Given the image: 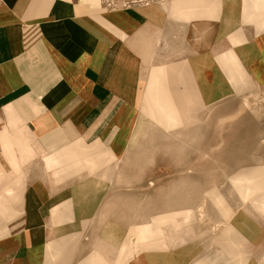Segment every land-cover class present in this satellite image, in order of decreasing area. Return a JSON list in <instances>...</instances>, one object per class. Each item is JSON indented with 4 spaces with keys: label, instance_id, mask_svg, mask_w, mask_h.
<instances>
[{
    "label": "crops",
    "instance_id": "1",
    "mask_svg": "<svg viewBox=\"0 0 264 264\" xmlns=\"http://www.w3.org/2000/svg\"><path fill=\"white\" fill-rule=\"evenodd\" d=\"M252 88L264 95V0H0V264H264L247 215L264 195L232 188L230 213L215 190L217 220L203 202L142 216L125 245L106 211L111 171L154 129L181 153L208 99ZM206 219L216 250L200 256Z\"/></svg>",
    "mask_w": 264,
    "mask_h": 264
},
{
    "label": "rangeland",
    "instance_id": "2",
    "mask_svg": "<svg viewBox=\"0 0 264 264\" xmlns=\"http://www.w3.org/2000/svg\"><path fill=\"white\" fill-rule=\"evenodd\" d=\"M226 94L222 92L221 97L208 99L215 104L198 113L201 120L196 131L178 130L181 135L196 136L193 142H187L189 146L184 151H175L179 149L176 141L157 128L148 135L140 150L127 153L123 162L111 171V204L106 211L110 210L112 222L117 225L121 245L126 244L130 228L142 223V216L143 222H149L162 213L186 210L195 213V208L205 202L204 213L211 220H217L212 201L216 194L205 197L213 189L217 190L224 207L230 213L236 212L243 202L233 193L230 183L245 190L258 188L250 195L243 191L240 200L264 195V95L253 88L241 94L233 90L224 97ZM237 174L241 175L230 181ZM150 181L154 183L152 189L147 187ZM245 208L251 211L249 203ZM247 215L255 224L264 226V216L255 212ZM212 226L207 219L197 226L202 234L200 256L216 250L210 241ZM224 227L214 234L222 233Z\"/></svg>",
    "mask_w": 264,
    "mask_h": 264
},
{
    "label": "bare ground",
    "instance_id": "3",
    "mask_svg": "<svg viewBox=\"0 0 264 264\" xmlns=\"http://www.w3.org/2000/svg\"><path fill=\"white\" fill-rule=\"evenodd\" d=\"M141 102V101H140ZM244 104H247V101H244ZM150 125V124H149ZM146 131V130H145ZM177 131V130H176ZM147 132V131H146ZM177 133V132H176ZM144 134V133H143ZM143 134H142V139H143ZM146 134V133H145ZM170 134V133H169ZM172 135H173V133H172ZM171 135V136H172ZM145 136V135H144ZM175 136V135H174ZM182 137H184V136H182ZM187 137V136H186ZM145 138V137H144ZM188 138V137H187ZM181 139V138H180ZM179 139V140H180ZM189 139V138H188ZM190 140H192V139H190ZM182 141V140H181ZM182 144V143H181ZM180 147V146H179ZM185 148V147H184ZM184 148H181V150L182 149H184ZM184 151V150H183ZM234 184V183H233ZM233 188H235V190L239 193V195H240V197L242 198L243 197V191H246L247 193H248V195H250V194H252V193H254V192H256L257 191V189L258 188H249V189H247V190H245L244 188H242V187H238V186H236L235 184L233 185ZM215 190L216 189H213V190H211V191H209L208 193H207V195L205 196V197H209L210 195H212V194H214L215 193ZM178 201V200H177ZM205 203V202H204ZM219 203V202H218ZM260 204V203H259ZM263 206V205H262ZM202 205H200L199 207H198V210H199V213L201 212V210H202ZM204 208V207H203ZM196 209V208H195ZM198 212V211H197ZM144 217V216H143ZM197 218V217H196ZM201 218V217H200ZM148 219V218H147ZM181 220V219H180ZM184 220V219H183ZM186 220V219H185ZM141 224V223H140ZM147 224H148V222H147ZM150 225V224H149ZM136 226V225H135ZM138 227V226H137ZM190 227V226H189ZM133 229V228H132ZM167 229V228H166ZM135 230V229H134ZM171 230V229H170ZM130 231H133V230H130ZM139 231V230H138ZM144 231V230H143ZM181 231V230H180ZM134 232V231H133ZM159 232V231H158ZM171 232V231H170ZM141 233V232H140ZM153 233V232H152ZM174 233H176V232H174ZM182 233V232H181ZM172 234V233H171ZM130 235V234H129ZM136 235V234H135ZM143 235V234H142ZM145 235V234H144ZM174 235V234H173ZM107 236V235H106ZM156 236V235H155ZM168 236V235H167ZM230 236V235H229ZM133 238V237H132ZM178 238V237H177ZM217 238H219V237H217ZM140 239V238H139ZM135 240V239H134ZM171 240V239H170ZM181 240V239H180ZM130 241V240H129ZM143 241V240H142ZM146 241H148L147 239H146ZM131 242H133V241H131ZM145 242V241H144ZM109 243V242H108ZM135 243V242H134ZM170 243V242H169ZM215 243V242H214ZM133 244V243H132ZM177 244V243H176ZM170 245V244H169ZM127 246V245H126ZM218 246V245H217ZM221 246V245H220ZM123 247V246H122ZM127 248V247H126ZM125 248V249H126ZM129 248V247H128ZM132 248V247H131ZM131 248L127 251V260H128V256H130L131 254H132V251H134V250H131ZM219 248V247H218ZM122 249H124V248H122ZM243 249V248H242ZM172 250V249H171ZM121 251H124V250H121ZM120 251V252H121ZM183 251V250H182ZM241 251V250H240ZM120 252H119V254H120ZM137 252V251H136ZM173 252V251H172ZM124 253V252H123ZM218 253L220 254V252L218 251ZM122 254V253H121ZM121 254H120V256H121ZM126 254V253H125ZM185 254V253H184ZM217 254V253H216ZM124 255V254H123ZM123 255H122V259H123ZM221 255V254H220ZM156 255H154V257H155ZM162 256H164V255H162ZM179 255L177 254V256L176 257H178ZM117 257H119V256H117ZM131 257V256H130ZM181 257V256H180ZM207 257V256H206ZM217 257V256H216ZM242 257V256H241ZM126 258V257H125ZM133 258V257H132ZM165 258V257H164ZM168 258V257H167ZM208 258V257H207ZM219 258V257H218ZM119 259H121V258H119ZM154 259V258H153ZM176 259H178V258H176ZM182 259H183V256H182ZM208 259H210V257L208 258ZM215 259V258H214ZM221 259V258H220ZM219 259V260H220ZM97 260V259H96ZM165 260V259H164ZM173 260H174V258H173ZM202 260H204V259H202ZM216 260H217V258L215 259V262H216ZM218 260V261H219ZM233 260V259H232ZM177 261V260H176ZM211 261V260H210ZM223 261H225V260H222V262ZM110 262V261H109ZM156 262V261H155ZM180 262H181V260H180ZM205 262V261H204ZM220 262V261H219ZM221 262V263H222ZM235 262V261H234ZM120 263H121V260H120ZM125 263V262H124ZM168 263V262H167ZM201 263V262H200ZM221 263H219V264H221ZM95 264H102V261L100 262V261H97V263H95ZM115 264H116V262H115ZM128 264V263H127ZM181 264V263H180ZM196 264V263H195ZM199 264V263H198ZM210 264V263H209ZM217 264V263H216Z\"/></svg>",
    "mask_w": 264,
    "mask_h": 264
}]
</instances>
